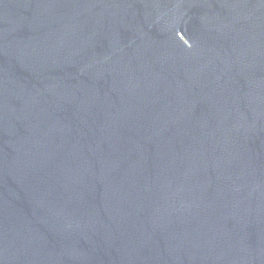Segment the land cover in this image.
<instances>
[{
  "label": "water",
  "instance_id": "water-1",
  "mask_svg": "<svg viewBox=\"0 0 264 264\" xmlns=\"http://www.w3.org/2000/svg\"><path fill=\"white\" fill-rule=\"evenodd\" d=\"M0 264H264V0H0Z\"/></svg>",
  "mask_w": 264,
  "mask_h": 264
}]
</instances>
